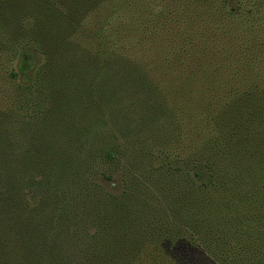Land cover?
Here are the masks:
<instances>
[{
	"label": "trees",
	"instance_id": "16d2710c",
	"mask_svg": "<svg viewBox=\"0 0 264 264\" xmlns=\"http://www.w3.org/2000/svg\"><path fill=\"white\" fill-rule=\"evenodd\" d=\"M140 3L53 0L47 65L29 32L8 44L0 264H264V49L243 38L245 0ZM117 9L149 53L113 46Z\"/></svg>",
	"mask_w": 264,
	"mask_h": 264
},
{
	"label": "rangeland",
	"instance_id": "374dc122",
	"mask_svg": "<svg viewBox=\"0 0 264 264\" xmlns=\"http://www.w3.org/2000/svg\"><path fill=\"white\" fill-rule=\"evenodd\" d=\"M253 1L254 0H245L246 16L244 19L242 34L244 39L253 38L257 40V43H261L262 48L264 49V0H258L260 3L256 6V9L253 6ZM141 2L142 3H140L137 8H139L140 11L143 10L145 14L157 15L160 13L158 9H160L161 6L157 5L158 7L156 9L153 8L155 7L154 0H141ZM52 3L53 0H0V81L3 77L2 71L7 59L8 61L12 60L10 59V53H8V44L10 42H16V40L20 39L25 32H29L33 36V44L38 46L43 54L42 60L44 61V65H47L50 62L48 56H46V52L52 47ZM117 10L118 12H114L113 10L111 16L107 19V25L103 28L104 33L112 40L113 46L119 50L126 49L130 52L136 50L139 55L149 53L151 44L149 42L147 43L146 40L141 39V36L139 35L140 29L134 21L137 14L131 19L130 16L124 18V14L120 9ZM205 10L206 13H203L202 15V27L213 28L218 18L215 14L216 12L214 9L212 10L208 7H205ZM161 13L165 14L166 12ZM104 16V11L101 10V14L98 16L94 14L91 18H86L83 24L88 27L91 25H97L100 21L102 22L104 20ZM142 18L144 19V25L149 26L150 22L146 18ZM256 18L258 19L256 21L257 26L253 27V21ZM231 22V18L226 19V23L232 25ZM133 24L135 30L131 31ZM123 27L127 29V36L121 35L117 37V34H122ZM211 30L212 29L207 30L209 34L212 33ZM231 30L236 32L237 28L232 27ZM248 44L253 46V43ZM13 62L15 63V61ZM12 92L13 84L11 80L7 81L6 85L3 87L0 86L1 112L4 111L6 100L11 97ZM188 130L191 132L184 136L183 144L185 145H188L187 142L190 137L193 136L191 135L192 133L199 132L196 126H189ZM196 255L199 256L198 253H196ZM251 262V254L247 253L246 263L249 264Z\"/></svg>",
	"mask_w": 264,
	"mask_h": 264
}]
</instances>
